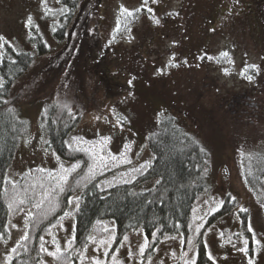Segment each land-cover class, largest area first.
<instances>
[{
  "label": "rangeland",
  "instance_id": "obj_1",
  "mask_svg": "<svg viewBox=\"0 0 264 264\" xmlns=\"http://www.w3.org/2000/svg\"><path fill=\"white\" fill-rule=\"evenodd\" d=\"M209 2L211 14L207 17L198 14V18H192L193 9H199V5L208 9ZM245 2L248 0H239V3L235 0H159L149 5L154 9L153 14L142 11L126 17L120 14V7L135 9L140 7L142 0H81L65 38L56 41L49 22H43L42 0H0V36L4 37L0 43L28 44L25 19L31 15L50 52V55L38 56L14 84L11 98L17 100L16 108L29 122V127L6 170V178L16 183L18 177L31 168L55 174L60 163L65 167L73 164L61 159L57 161V155L43 142L47 136L41 126V111L50 103L67 105L73 115L80 117L73 137L89 142L111 137L106 149L98 143L95 145L98 154L106 155L110 151L118 155L125 143H131V151L127 152L130 164L117 161L114 165L110 162L108 167L97 169V174L117 170L119 176L151 160L146 140L149 122L163 107L170 110L175 104L185 111L181 118L189 131L210 151L209 189L197 201L191 224L200 222L199 219L194 221V216L204 218L199 237L202 235L208 256L211 253L216 264H247L248 258H252L254 264H264V214L240 168L242 153L250 147L255 150L264 148V25L260 12L263 7L252 6L250 13ZM93 3L99 4V21L86 11L87 5ZM47 6L52 10L57 8L51 0H47ZM170 12L179 15L169 16ZM152 15L160 19L159 25L154 23ZM94 33L95 44L90 41ZM67 44L73 49L69 50L71 54H65ZM82 49L88 54L86 58L81 56ZM224 51L229 53L226 58L219 56ZM200 52L213 59L199 60ZM56 53H59V59L52 55ZM76 55L79 63L73 66L71 58ZM173 56V63L179 66L166 68ZM245 65H256L259 70L253 74L249 68L242 75ZM86 66L90 68L88 71L83 69ZM161 68L164 73L158 74L157 69ZM72 71L78 73L76 81L67 78ZM248 75L253 77L251 81L247 79ZM129 80H132L131 85ZM29 83L33 84L31 89L22 90ZM71 87L74 91L67 93ZM120 114L126 118L127 124L121 126L117 123ZM82 153L89 157L88 153ZM89 163H92L91 159ZM80 165L69 175L67 184L71 178L76 179L74 175L81 171ZM44 173L52 184L50 187L46 185L45 194L39 196L40 201L35 204H42L44 199L50 201L49 195L57 188L56 180ZM80 180L81 177L78 182ZM230 196L235 197L234 201L230 200L233 203L230 213L206 227L207 217L215 213L205 215L212 201H225ZM24 197L22 194L18 199L24 200ZM204 201L210 203L204 204ZM240 208L248 211L240 212ZM75 209V202L66 205L65 211L72 212V215H62L63 220L60 217L55 227H50L43 235L45 248L55 250V237L61 250H71L67 247V240L74 235ZM29 211L32 213L33 207L10 215L8 238L0 242V264H5L11 249L27 234ZM248 223L256 238L261 240L262 247L257 248L253 240V256L246 257L233 244L243 247L244 229ZM193 234L190 228L186 236L178 234L173 236L175 239L166 236L156 245L147 239L149 248L142 257L139 246L147 237L141 229L126 233L124 237L128 239L123 237L118 245L115 232L109 229L95 234V242L90 241L81 254L83 259L81 255L78 257V264H95L96 260L103 264H185V259H190L193 254L196 256L197 245L190 250L186 244H181V239L186 240ZM236 234L241 235L238 238ZM101 240L108 241V244H100ZM183 252H188V256L182 258ZM54 258L46 255L45 264H58ZM70 263L74 261L71 259Z\"/></svg>",
  "mask_w": 264,
  "mask_h": 264
},
{
  "label": "trees",
  "instance_id": "obj_2",
  "mask_svg": "<svg viewBox=\"0 0 264 264\" xmlns=\"http://www.w3.org/2000/svg\"><path fill=\"white\" fill-rule=\"evenodd\" d=\"M51 1L57 5V8L52 10L51 14L45 15L43 6L42 19L43 22H49L53 39L61 41L65 38L70 23L76 16L81 0ZM93 4L87 5L86 11H90L92 18L99 21V4H94V6ZM245 5L250 13L252 6L263 7L260 12L264 25V1L248 0ZM48 8L52 9L49 6ZM60 9L65 11L61 13ZM192 13H194L192 18H198L199 15L207 17L211 14L210 2L208 9L199 5V9H193ZM33 25L35 27L28 28V44H12L8 41L6 44L5 41L0 43L4 44V47L0 49V52L4 53L3 57H0V77L3 78L4 83V87L0 88V242L8 238L10 215L20 212L17 205L9 209L8 204L11 199L24 194L25 203L19 207L23 209L33 207L31 217L26 218L28 238L20 240L14 246L18 247V251L10 254L11 264H45L47 253L40 251V237H43L49 228L64 215L65 207L70 200L68 198L73 197L80 198L79 209H75L73 213L75 240L71 250H61V260L54 258L58 264H72L71 259L74 261L73 264H78V257L83 254L91 241L89 237L95 240L96 233H104L109 229H113L116 234V244H119L126 233L140 229L152 245H156L166 236L178 234L186 236L193 222V208L199 198L209 189H207V167L210 162V151L198 137L189 131L186 122L181 118V115H185V111L175 104L170 110L163 107L155 113L156 118L149 122L146 140L151 152V160L147 163L150 166L143 169V174L131 171L119 176L116 173L117 170H112L87 179L86 164H90V158L82 152L72 151L65 143L74 136L80 117L69 112L70 107L65 108L60 102H53L44 106L41 111V126L46 132L45 140L48 142L45 146L52 149L66 163H81V171L74 175L76 179L71 178L70 182L64 186L63 192L54 188L55 190L49 195L50 201L42 200L40 208H36L35 203L40 201L39 196L45 194L46 185L50 187L52 184L46 178V173L31 168L22 173L16 183L6 178V170L12 162L21 137L26 135L29 127V122L20 116L16 108L17 100L11 98L14 84L22 78L38 56L50 55L49 45L44 40L40 28L37 24L33 23ZM90 41L93 44H95L94 41L97 43L95 33L92 34ZM67 47L65 54L69 50L73 51L68 44ZM59 53L62 52L59 51ZM59 53L52 55L59 59ZM200 53H198L199 57L205 54V52ZM87 55L85 49H82L81 56L86 58ZM62 60L64 59L61 57L60 61ZM71 61H74L73 66L77 65L76 63H79L77 55L71 58ZM83 69L88 71L90 68L86 66ZM249 71L256 74L255 69L251 68ZM38 78L42 79L41 76ZM67 78L76 81L78 73L72 71ZM50 83L51 86L52 82ZM32 85L29 83L22 90L27 92ZM73 91L74 88L71 87L66 92ZM3 100L9 103L5 104ZM121 117L125 118L120 114L119 118ZM125 120L126 118L123 124H127ZM249 156L254 158L250 161ZM240 162L246 185L257 197L264 214V206H262L264 204V148L255 150L250 147L240 155ZM133 175L135 179L129 183L124 182ZM80 177L81 180L78 182ZM158 180L160 183L157 184ZM34 186L39 187L32 191ZM26 190L29 191L26 192ZM232 209L233 203L230 202L229 197H226L223 207L207 217L206 227L230 213ZM245 223L246 219L243 224ZM106 225L109 227L105 228ZM153 232L157 234L155 239L152 236ZM244 232L245 239L249 240L248 255L253 256L252 233H249L247 228ZM196 264H213V261L208 258L202 235L198 239Z\"/></svg>",
  "mask_w": 264,
  "mask_h": 264
},
{
  "label": "snow or ice",
  "instance_id": "obj_3",
  "mask_svg": "<svg viewBox=\"0 0 264 264\" xmlns=\"http://www.w3.org/2000/svg\"><path fill=\"white\" fill-rule=\"evenodd\" d=\"M158 2H159V0H142V3L140 5V7H138V8L128 9L127 7L121 6L119 11H120V14L122 16H126V17H133L137 13H140L142 11H146L149 14H153L154 13V9L152 7H150L149 5L150 4H156ZM235 2L239 3V0H235ZM42 3L44 5V14L45 15L51 14L52 13V9L48 8L47 0H42ZM64 11H65L64 9H60L61 13H63ZM168 15L169 16L179 15V13L170 12V13H168ZM151 18L153 19V21H154V23L156 25L160 24V19L159 18H156L154 15H152ZM117 24L119 26V18L117 20ZM25 26H26V28L35 27L33 25V17L31 15L26 17ZM117 30H119V27H118ZM210 30L211 31H215V29H210ZM0 40H4V37L0 36ZM6 43H7V41H5V44ZM3 47H4V44H0V49H2ZM3 55H4V53L0 52V57H3ZM219 56L226 58V57L229 56V53L224 51V52H221L219 54ZM174 59H175V57L173 56L168 61V64L165 67L166 68L167 67H178L179 64L173 63ZM198 59L199 60H204V59L212 60L213 57L208 56L205 53L204 55L198 57ZM184 63H187V61H184ZM249 68L255 69L257 71L259 70L258 66H256V65H245V68L243 69L241 74L243 75L244 73H247ZM225 71H227V70H225ZM157 73L158 74H163L164 73V68L157 69ZM133 79H135V78L133 77ZM247 79L249 81H251L253 79V77L251 75H248ZM131 84H132V80H129V85H131ZM3 87H4L3 78L0 77V88H3ZM129 95H132V93H129ZM2 102L5 103V104L9 103V101H7V100H3ZM64 107L67 108V105H64ZM69 112H70V110H69ZM124 119L125 118H122V117L118 118L117 123L121 124V126H122V123H123ZM41 139L43 140V137H41ZM110 140H111V137H108V136L102 137L99 141H93V142H89V141L83 140L80 137H73L71 139V141H66L65 142L68 145L69 149H71L72 151L85 152V153L89 154V157H90L92 163L91 164H86V166H87V177L86 178L87 179L94 178L95 175L97 174V169L98 168L103 169V168L108 167L110 162L113 163L114 165H115V162H117V161H119L121 163H128V164L131 163V160H129L128 157H127V152L131 151V143H125L123 145V148H122L121 152L118 155H114L110 151L106 152V155H101V154H98L95 151V145L97 143L102 145V146H104V148L106 149L107 145L110 143ZM43 142L45 144L48 143L46 140H44ZM82 144L83 145H90V147H80V145H82ZM74 145H76V147H74ZM44 151L47 152V149L45 148ZM201 151H203V149H201ZM253 158L254 157L249 156V160L250 161ZM56 159H57V161H59L60 157L57 156ZM149 166H150L149 164L141 165L140 168H133L131 171H132V173L140 172L141 174H143V169H145V168H147ZM80 167H81V165H80L79 162L73 163V164H71L68 167H65V165L63 163H60L59 164V171L57 173H55V174H53L52 172L47 171L45 169H38V171L47 172V174H48V176L50 178L56 180V182H57L56 183V187L59 189V191L63 192L64 191V185L67 184L69 175L71 173L75 172ZM205 171H206V169H205ZM133 179H135L134 175L131 176L129 180H125L124 182L125 183H129ZM156 183L158 184V183H160V181L158 180ZM79 199H80L79 197H73L71 200L68 201V203L72 204L73 202H75V208H76V210H78L79 209ZM229 200L234 201L235 197H231L230 196ZM24 203H25V201L23 199H18L16 196H14L11 199V202L8 204V207L11 210V209H13L14 205H17L20 211H24V209L22 207H19V206H22ZM209 203H210L209 201H204V204H209ZM224 204H225L224 200H219V201L213 200L212 203L209 206V211L207 213H205V215H208V214H211L213 212L218 211L221 207H223ZM262 206H264V204H262ZM35 207L36 208H40L41 207V203L35 204ZM239 211L246 213L248 210L245 209V208H240ZM193 213H196V209L195 208H193ZM27 215L29 217H31L32 213L29 211L27 213ZM71 215H72V212H65L64 213L65 217H68V216H71ZM60 219L63 220V217H61ZM196 219H199L200 222L199 223H194V225H190L189 226L193 230V233H194L193 236L188 237L186 240L181 239V244L182 245L186 244L190 250L194 249L196 247V245L198 244V237H199V235L201 233V228L204 227V218L203 217H195L194 216V221ZM60 226L62 227V225H60ZM53 227H55V225H53ZM177 227H179V225H177ZM246 227H247V231L249 233H252V239L255 241V244L257 245V248L262 247L261 240L256 238L255 232H254L251 224L248 223L246 225ZM222 235H223V233H221V236ZM236 235L239 238V236L241 234H236ZM152 236L155 239L156 236H157L156 232H153ZM27 238L28 237L26 235L23 237L24 240H27ZM167 238L168 239H175V237H173V236H168ZM89 239H91V240H93V242H95L93 237L90 236ZM124 239L127 240L128 237L125 236ZM74 240H75V236L74 235L70 239L67 240V247L69 249H71L73 247ZM40 241H41L40 251L46 252L47 255L55 257L57 260H61L62 259L61 246L55 240V237H53V243L55 244V250L54 251H50L49 249L45 248V246H44V238L43 237H40ZM99 243L106 246L108 244V241L101 240V241H99ZM229 243H231V237H229ZM242 243H243V247H237L236 244H233V247L236 248L237 251L244 253L245 256L247 257L248 256V251H249V249H248L249 240L248 239H244L242 241ZM148 248H149V242H148L147 238H145L144 243L139 246V253H140V255L142 257L144 256L145 251ZM17 251H18V247H14V248L11 249V253H16ZM107 254L108 253L105 252V255H107ZM187 256H188V252H183L182 253V258L183 257H187ZM208 258H209V260L213 261V264H216L215 258L211 255V253H209ZM81 259H83V255H81ZM5 264H11V255L7 258V260L5 261ZM95 264H103V262L100 261V260H96ZM185 264H196V256H195V254H193L190 259H185ZM247 264H254V260L252 258H248Z\"/></svg>",
  "mask_w": 264,
  "mask_h": 264
}]
</instances>
